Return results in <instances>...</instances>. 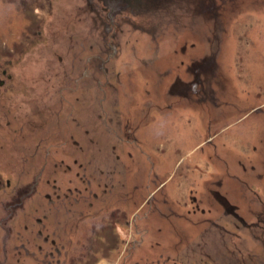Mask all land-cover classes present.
Masks as SVG:
<instances>
[{"label":"rangeland","instance_id":"374dc122","mask_svg":"<svg viewBox=\"0 0 264 264\" xmlns=\"http://www.w3.org/2000/svg\"><path fill=\"white\" fill-rule=\"evenodd\" d=\"M0 264H264V0H0Z\"/></svg>","mask_w":264,"mask_h":264}]
</instances>
